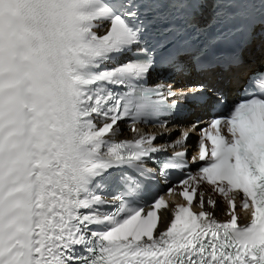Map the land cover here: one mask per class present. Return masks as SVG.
<instances>
[{
	"label": "snow or ice",
	"instance_id": "snow-or-ice-1",
	"mask_svg": "<svg viewBox=\"0 0 264 264\" xmlns=\"http://www.w3.org/2000/svg\"><path fill=\"white\" fill-rule=\"evenodd\" d=\"M174 2L0 0V264H264V73L173 86L264 53V0H210L204 24L208 0H180L179 21ZM185 116L161 145L137 127Z\"/></svg>",
	"mask_w": 264,
	"mask_h": 264
},
{
	"label": "bare ground",
	"instance_id": "bare-ground-1",
	"mask_svg": "<svg viewBox=\"0 0 264 264\" xmlns=\"http://www.w3.org/2000/svg\"><path fill=\"white\" fill-rule=\"evenodd\" d=\"M247 56H248V57H254L253 54H250V55H243L244 60H245V65H246V66H253V64H251V62H249V61L247 60V58H248ZM255 67L258 68V71L260 70V68L257 67V65H256ZM263 71H264V69H263L261 72H263ZM184 122H186V121H184ZM188 143H189V141H188ZM218 205H219V209H218V210H220V203H218Z\"/></svg>",
	"mask_w": 264,
	"mask_h": 264
},
{
	"label": "rangeland",
	"instance_id": "rangeland-1",
	"mask_svg": "<svg viewBox=\"0 0 264 264\" xmlns=\"http://www.w3.org/2000/svg\"><path fill=\"white\" fill-rule=\"evenodd\" d=\"M264 69V67L262 66L261 68H260V70H263Z\"/></svg>",
	"mask_w": 264,
	"mask_h": 264
}]
</instances>
